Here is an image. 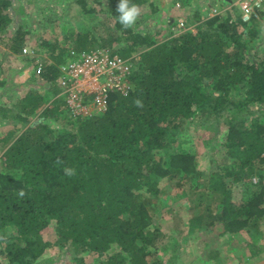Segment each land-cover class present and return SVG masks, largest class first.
I'll use <instances>...</instances> for the list:
<instances>
[{
  "label": "trees",
  "instance_id": "obj_1",
  "mask_svg": "<svg viewBox=\"0 0 264 264\" xmlns=\"http://www.w3.org/2000/svg\"><path fill=\"white\" fill-rule=\"evenodd\" d=\"M76 2L84 12L92 11L85 0ZM118 2L110 0L109 13L120 34L105 35L98 26L72 39L39 37L47 60L36 76L57 92L65 52L107 47L132 63L128 94L110 93L105 111L86 118L69 114L61 95L44 105L36 89L28 88L17 100L18 109L0 102V120L16 125L0 137L5 168L0 172V254L5 264H32L52 245L62 246L75 264H89L84 255L90 253L100 264H151L152 256L161 253L154 244L158 235H148L154 217L135 199V191L158 195L157 177L209 181L195 154L167 140L196 109L214 116L216 132L221 124L226 130L225 158L209 172L221 179L208 187L210 196H218L216 216L200 226L201 238L217 226L218 236L240 231L253 239L263 232L264 53L251 52L243 37L247 26L204 18L197 11L195 32L187 29L158 42L140 31L157 12L153 0H131L141 14L127 30L118 22ZM12 20L10 0H0V43L19 53L27 31L10 32ZM114 44H120L118 50ZM28 60L36 64L35 57ZM236 86L242 91L238 97L232 95ZM59 118L63 125L53 131L41 121ZM57 158L63 163L56 164ZM64 167L76 174L65 176ZM49 228L53 240L43 237ZM169 242L163 247L168 250L164 264L179 257V244L174 237ZM220 261L215 258V264Z\"/></svg>",
  "mask_w": 264,
  "mask_h": 264
},
{
  "label": "rangeland",
  "instance_id": "obj_2",
  "mask_svg": "<svg viewBox=\"0 0 264 264\" xmlns=\"http://www.w3.org/2000/svg\"><path fill=\"white\" fill-rule=\"evenodd\" d=\"M10 2L13 10V20L8 27L10 32L18 27L27 31L26 41L19 53H12L0 43V102L12 106L13 109H18L17 100L28 88L41 92L46 106L56 96L65 97L66 95L68 86L61 82V75L58 82L60 89L57 92L36 76L38 68L47 60L43 55L44 49L37 45L39 37L53 36L62 40L64 36H67L68 39H72L76 32L92 30L98 26L103 27L105 35L112 32L120 34V31H115V20L109 13L110 0H85L86 8L92 10L89 12L81 10L76 0H10ZM153 2L157 6V12L140 31L158 42L187 29L192 28L195 32L197 22L193 21L194 13L198 11L204 18L215 16L216 12L221 11L224 3L219 0H153ZM236 7L237 5H233L225 14ZM257 13V18L245 23L247 30L243 37L245 36L246 39H244L254 56H261L264 53V7ZM120 44H114L112 48L118 50ZM72 51L70 49L65 52V62L60 65V68L81 53L71 54ZM29 57L36 58L35 65H30ZM232 95L236 97L242 95L241 89L236 86ZM89 107V113L82 118L100 112L92 108L91 104ZM39 113L37 111L33 119ZM255 115L258 113L253 114ZM41 121L48 124L47 131H53L61 127V124L63 125L61 118ZM15 126V121L11 119L0 120V137ZM215 128L214 116L207 110L196 109L190 121H181L176 130L177 134L167 138L172 146H179L197 156L200 168L204 170L209 180L206 184L180 181L176 176L170 180L157 177L158 188L161 190L158 195L148 193L143 188L135 191V199L149 207L154 217L153 226L147 228V230L151 228L154 232L150 230L148 235H158L154 244L161 253L152 256L151 264L167 262L163 254L168 250L163 247L170 243L169 240L172 237L179 244V257L174 264H211L210 261L215 264L216 257L221 259L218 264H264V228L263 232L251 239L248 234L240 231L218 236L216 230L219 231V226H217L216 230L214 227L215 233L212 232L205 238H201L200 226L214 221L216 216L218 196H210L208 187L210 188L212 182H221L220 178L213 174L210 176L209 172L222 162V155L224 159L226 153L222 143L226 133L225 126L219 125L218 132ZM16 129L21 131L18 127ZM3 151L4 149L0 146V172L5 170ZM211 228H206L205 232ZM43 237L46 240H53L52 228L45 230ZM249 241H252L254 246L246 244L250 243ZM84 260L89 264H100L96 253L85 254ZM37 263L75 264L60 245L47 248L32 264ZM0 264H5L1 254Z\"/></svg>",
  "mask_w": 264,
  "mask_h": 264
},
{
  "label": "built area",
  "instance_id": "obj_3",
  "mask_svg": "<svg viewBox=\"0 0 264 264\" xmlns=\"http://www.w3.org/2000/svg\"><path fill=\"white\" fill-rule=\"evenodd\" d=\"M219 1L224 3L221 11L214 15L228 18L229 22L238 17L242 23H248L257 18V12L264 7V0ZM233 5L237 7L225 14ZM132 70L129 58L110 53L106 48L86 50L73 57L60 68L61 82L68 86L63 100L70 114L82 118L89 113L90 104L100 112L105 111L110 93L130 92Z\"/></svg>",
  "mask_w": 264,
  "mask_h": 264
},
{
  "label": "clouds",
  "instance_id": "obj_4",
  "mask_svg": "<svg viewBox=\"0 0 264 264\" xmlns=\"http://www.w3.org/2000/svg\"><path fill=\"white\" fill-rule=\"evenodd\" d=\"M116 11L118 13V22L123 29H131L135 26L140 14L141 9L137 4L131 3V0H119ZM240 21V18L236 17L234 21ZM241 22V21H240ZM245 24V23H244ZM138 107H142L140 100L135 101ZM63 162L57 158L56 164H62ZM63 172L65 176L71 177L76 174V170L71 167H64ZM19 196L23 197L25 193L21 190Z\"/></svg>",
  "mask_w": 264,
  "mask_h": 264
}]
</instances>
